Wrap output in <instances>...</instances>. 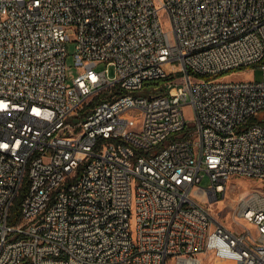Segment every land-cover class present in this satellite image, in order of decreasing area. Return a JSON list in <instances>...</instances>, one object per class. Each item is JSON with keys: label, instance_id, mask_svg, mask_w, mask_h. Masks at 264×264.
<instances>
[{"label": "built area", "instance_id": "2783aa9c", "mask_svg": "<svg viewBox=\"0 0 264 264\" xmlns=\"http://www.w3.org/2000/svg\"><path fill=\"white\" fill-rule=\"evenodd\" d=\"M234 177L264 181V0H0V264H264V194L207 209Z\"/></svg>", "mask_w": 264, "mask_h": 264}, {"label": "rangeland", "instance_id": "374dc122", "mask_svg": "<svg viewBox=\"0 0 264 264\" xmlns=\"http://www.w3.org/2000/svg\"><path fill=\"white\" fill-rule=\"evenodd\" d=\"M164 26L168 24L164 21ZM69 41H66V71L67 74L77 73V69L74 67V47L75 42L73 30H68ZM101 68L103 66H100ZM99 67V68H100ZM260 70L258 67H248L243 72L231 75L233 79H259ZM175 77H180V74H176ZM182 112L186 122H190L193 119V112L189 105L182 107ZM208 185V178L203 177L200 186L206 188ZM252 194H264V181L257 179H250L244 177H234L229 180L224 190V195L217 201L207 203V209L215 220L232 230H239V227L234 223V214L236 206L241 198L246 199ZM204 264H210L204 262Z\"/></svg>", "mask_w": 264, "mask_h": 264}, {"label": "trees", "instance_id": "16d2710c", "mask_svg": "<svg viewBox=\"0 0 264 264\" xmlns=\"http://www.w3.org/2000/svg\"><path fill=\"white\" fill-rule=\"evenodd\" d=\"M21 199H22V196H20V197H18L17 198V200L15 201V203H14V206H13V211L14 210H17V208H18V206H19V204H20V202H21Z\"/></svg>", "mask_w": 264, "mask_h": 264}]
</instances>
